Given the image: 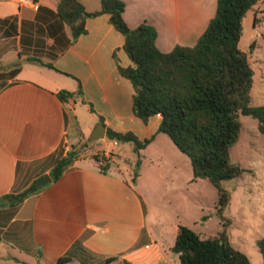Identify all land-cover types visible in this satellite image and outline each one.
<instances>
[{"label": "crops", "instance_id": "obj_1", "mask_svg": "<svg viewBox=\"0 0 264 264\" xmlns=\"http://www.w3.org/2000/svg\"><path fill=\"white\" fill-rule=\"evenodd\" d=\"M31 1L0 0V260L106 264L117 256L130 264H177L173 244L165 248L153 238L147 207L119 159L102 170L92 153H78L35 194L18 202L1 199L50 176L70 146L85 139L79 108L96 124L102 116L106 129L139 138L152 135L161 119L157 114L145 124L134 115L132 84L119 74L113 53L121 66L132 62L107 14L87 17L85 33L71 42V30L57 14L59 0ZM78 1L88 12L100 8V0ZM122 1L127 25H152L164 52L194 45L216 8V0ZM76 78L82 94L61 101L57 92L76 91ZM96 140L105 148L110 141ZM120 145L112 156L123 154ZM62 256L70 260L58 263Z\"/></svg>", "mask_w": 264, "mask_h": 264}, {"label": "trees", "instance_id": "obj_2", "mask_svg": "<svg viewBox=\"0 0 264 264\" xmlns=\"http://www.w3.org/2000/svg\"><path fill=\"white\" fill-rule=\"evenodd\" d=\"M259 0H216L214 16L192 46L176 44L170 51H161L155 43V28L143 22L131 28L123 18L122 0H100V8L88 12L78 0H59L58 16L71 30V42L85 33L87 17L107 14L109 22L124 36L123 49L132 65L121 66L113 53L118 72L129 79L134 93L132 110L143 123L159 114L156 131L149 137L139 138L133 131H116L107 127L105 137L117 143L130 142L135 152L145 148L157 133L166 134L179 151L188 156L192 180H209L217 189L216 210L222 216L230 194L222 187L223 180L239 176L243 169L231 162L230 149L237 141L241 123L238 115L256 118L258 131L264 133V104L251 102L250 90L253 69L248 53L239 48L243 18ZM46 66L54 68L52 64ZM77 90L57 92L61 101L81 95ZM84 102V100H82ZM89 108L93 110L89 103ZM103 123V117L99 116ZM78 150L70 146L50 171L52 180L77 158ZM93 158L97 161L98 154ZM108 160V159H107ZM109 162V161H108ZM102 170L108 168L109 163ZM42 186L36 181L16 195L6 194L17 202L35 194ZM216 236L202 237L184 224L177 225L172 252L180 264H251L249 257L229 241L226 226ZM264 264V234L256 239ZM62 256L58 263L69 261ZM106 264H130L117 256L106 258Z\"/></svg>", "mask_w": 264, "mask_h": 264}, {"label": "rangeland", "instance_id": "obj_3", "mask_svg": "<svg viewBox=\"0 0 264 264\" xmlns=\"http://www.w3.org/2000/svg\"><path fill=\"white\" fill-rule=\"evenodd\" d=\"M242 26L238 45L248 53L253 69L251 102L261 105L264 104V0H259L246 13ZM78 114L85 139L75 143L76 150L99 155L106 144L89 140L96 125L94 118L84 107L79 108ZM238 120L241 130L230 149V159L239 164L243 172L221 182L230 194L222 216L216 210V187L207 179L192 180L188 156L179 151L166 134L157 133L139 152L133 150L130 142L121 143L119 148L123 154L108 158L109 164L119 159L131 177L147 207V226L153 238L165 248L173 244L177 224L189 226L202 237H208L216 236L223 228L222 222L229 220L226 231L230 243L244 252L251 264H262L256 239L264 234V133L258 131L253 116L239 114ZM0 264L13 263L3 259ZM28 264L39 263L29 261Z\"/></svg>", "mask_w": 264, "mask_h": 264}, {"label": "water", "instance_id": "obj_4", "mask_svg": "<svg viewBox=\"0 0 264 264\" xmlns=\"http://www.w3.org/2000/svg\"><path fill=\"white\" fill-rule=\"evenodd\" d=\"M105 134H106V125L103 123H98L92 129L89 135V139L90 140L102 139L105 137ZM50 181H51V177L48 174H45L36 182V185L37 186L44 185L45 183Z\"/></svg>", "mask_w": 264, "mask_h": 264}, {"label": "built area", "instance_id": "obj_5", "mask_svg": "<svg viewBox=\"0 0 264 264\" xmlns=\"http://www.w3.org/2000/svg\"><path fill=\"white\" fill-rule=\"evenodd\" d=\"M23 1L32 2L31 0H23ZM116 144L117 142L115 140H110L107 147L105 148V151L99 154L100 157L98 158L97 161L100 166L104 167L107 164L108 160L106 159H108L109 157H112L113 155L112 150Z\"/></svg>", "mask_w": 264, "mask_h": 264}]
</instances>
